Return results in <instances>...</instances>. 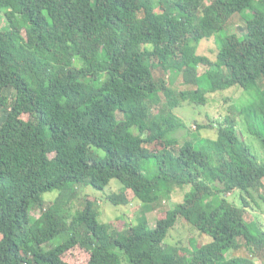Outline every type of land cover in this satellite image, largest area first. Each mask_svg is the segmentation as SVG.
<instances>
[{
    "label": "trees",
    "instance_id": "16d2710c",
    "mask_svg": "<svg viewBox=\"0 0 264 264\" xmlns=\"http://www.w3.org/2000/svg\"><path fill=\"white\" fill-rule=\"evenodd\" d=\"M235 15L245 35L222 37L214 62L197 54ZM0 19V264H68L75 248L87 264H122L119 252L129 264H254L226 256L240 240L260 250L264 232L246 221L244 197L237 206L225 195L264 189V164L230 118L215 140L180 145L190 132L173 111L237 86L253 98L242 114L264 151V0H0ZM158 69L187 88H169ZM113 179L110 203L130 204V192L142 207L124 230L101 223L93 201L61 209ZM185 188L152 227L147 214ZM179 218L210 242L167 245Z\"/></svg>",
    "mask_w": 264,
    "mask_h": 264
},
{
    "label": "rangeland",
    "instance_id": "374dc122",
    "mask_svg": "<svg viewBox=\"0 0 264 264\" xmlns=\"http://www.w3.org/2000/svg\"><path fill=\"white\" fill-rule=\"evenodd\" d=\"M247 12V11H246ZM245 12V13H246ZM248 18L249 15L245 14ZM4 20L0 19V29L4 26ZM245 21L243 15H235L229 22L224 32L218 33L212 36L210 39L202 40L197 45V54L208 57L212 62L216 59V54L219 48L218 42L226 34H236L238 37L244 36ZM205 67L200 68V72H204ZM155 78L163 79L166 85L173 88L175 91L184 90L187 87L182 84L181 76L169 77L162 70L154 71ZM162 101L165 102L164 97L160 94ZM208 102L204 106L193 105L189 103H182L177 109H174V113L179 117L188 127L190 136L188 139H181L180 145L185 140H196L198 138L216 139V127L225 118H230L235 121L236 133L242 141L250 148L252 154L256 157L259 164H264V151L261 148L258 140L252 136L248 130L244 121L242 111L247 108L253 98L249 93L242 90L241 88L234 86L229 89L218 91L216 93L207 95ZM119 119H123L121 114H118ZM23 119H27V116H23ZM197 126H203L201 130L197 129ZM183 132L178 135L181 136ZM91 158L95 159L98 156L103 155L102 151H91ZM153 166L148 164L149 173H153ZM148 173V174H149ZM121 184L118 180L113 179L110 185L104 189V191H97L91 187H86L82 190L78 189L77 197L70 203H65L61 206V209L69 213H74L76 210H80L83 206V202L86 200L95 202L99 213V221L101 223L108 224L111 229L122 231L127 225L134 222L135 218L140 214L142 207L132 193L128 192V198L130 204L115 206L108 201V196L112 193L119 192ZM189 188L177 189L171 200H163L161 206L156 211L147 214L150 225L153 227L157 218L163 216L164 212L168 209H172L175 205L179 204L183 200L185 192ZM252 197H248L245 193L235 191L232 194L225 195L226 199L237 205L242 206V198L244 197L249 207L245 215L246 221L249 223H255L257 227L264 232V189L259 191H251ZM260 196V197H259ZM59 197L58 192L53 191L44 194V200L48 205H52ZM263 197V198H262ZM45 212V210L43 211ZM32 217L37 219L42 215L39 210H34L31 213ZM254 227V226H252ZM203 237V238H202ZM202 237L189 225L184 219L179 218L176 226L170 230L166 236L165 243L170 246H178L184 249H195L201 243H209L211 238L202 235ZM56 243V242H55ZM238 249L229 251L227 258L231 257H250L254 264H264V246L260 250L251 248L249 249L244 245L243 240L238 241ZM48 248V247H46ZM253 251L254 255L251 254ZM122 258V264H129L127 258L120 253ZM250 254L252 256H250ZM63 260L68 264H87L89 255L87 252L80 248H75L68 251L64 256Z\"/></svg>",
    "mask_w": 264,
    "mask_h": 264
}]
</instances>
